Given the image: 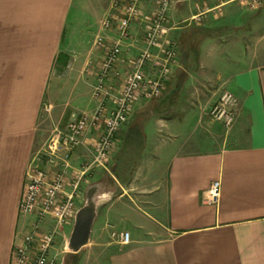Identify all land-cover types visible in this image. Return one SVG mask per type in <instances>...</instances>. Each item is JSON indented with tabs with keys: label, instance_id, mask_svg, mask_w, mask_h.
I'll return each instance as SVG.
<instances>
[{
	"label": "crops",
	"instance_id": "0c3cea01",
	"mask_svg": "<svg viewBox=\"0 0 264 264\" xmlns=\"http://www.w3.org/2000/svg\"><path fill=\"white\" fill-rule=\"evenodd\" d=\"M156 1L143 0L141 9L151 12ZM175 1L179 8L198 7L191 15L197 27L175 26L168 16V37L178 48L173 75L160 98L135 102L116 134L113 167L123 142L130 148L143 140L140 126L154 116L155 132H144L149 161L141 156L132 162L123 186L109 172L110 164L107 169L89 166L76 206L96 184L95 216L84 250H99L101 258L83 263L264 264V53L252 48L224 72L210 74L206 68L218 53L207 50L221 38H232L230 43L246 38L252 47L247 38L255 37L233 30L234 23L247 17L255 26L264 25V8L249 10V0ZM111 10V0H0V264H10L14 244L30 229L32 216L18 210L20 194L46 121L58 120L69 109L66 102L58 103L65 78L71 91L87 96L84 103L80 99L83 108L77 114L69 109V120L94 107L95 67L115 36L114 28H102ZM224 31L230 33L220 34ZM130 33L132 40L123 44L127 61L141 46L142 22H132ZM98 35L106 39L101 47L95 46ZM174 88L183 93L177 102L183 113L162 121V97ZM224 90L238 99L230 128L208 115ZM161 126L170 139L158 132ZM91 159L87 144L71 153L75 167ZM214 180L221 182L220 196L208 203L204 199ZM122 220L130 228H116ZM71 227L64 230L69 233ZM124 231L127 243L120 239Z\"/></svg>",
	"mask_w": 264,
	"mask_h": 264
},
{
	"label": "built area",
	"instance_id": "2783aa9c",
	"mask_svg": "<svg viewBox=\"0 0 264 264\" xmlns=\"http://www.w3.org/2000/svg\"><path fill=\"white\" fill-rule=\"evenodd\" d=\"M142 1L111 0L112 10L103 19L102 28L106 31L114 28L115 36L95 67L91 90L93 109L54 131L32 156L18 204L20 214L32 216V221L30 229L14 244L10 264L62 263L55 250L56 239L74 222L76 198L89 166L107 169L116 150V134L128 121L134 103L138 99H158L163 95L178 58L177 43L168 37L171 29L167 14L169 0H157L149 13L141 9ZM248 3L254 9L264 5V0ZM134 21L142 22L141 46L127 61L123 44L132 40L130 28ZM105 40L98 35L95 46H103ZM124 63H128L127 68L120 70ZM237 106L234 93L224 90L212 103L208 114L230 128ZM84 144L91 149V162L75 167L71 153ZM220 192V180L212 181L204 201L216 202ZM120 239L127 243L129 233L121 232Z\"/></svg>",
	"mask_w": 264,
	"mask_h": 264
},
{
	"label": "rangeland",
	"instance_id": "374dc122",
	"mask_svg": "<svg viewBox=\"0 0 264 264\" xmlns=\"http://www.w3.org/2000/svg\"><path fill=\"white\" fill-rule=\"evenodd\" d=\"M235 4V3H233ZM249 10L253 9L250 6H246ZM260 8H264V5L260 6L259 8L256 9H260ZM255 9V8H254ZM198 11V7L195 6V4L193 3V7H189L186 6L185 8H179L176 6V1L175 0H169V6L167 8V14L169 16L170 19H172L173 23L175 26H188V28H190V30L194 27H197V23L196 21L198 20H191V15L196 13ZM74 12V9H72V13ZM246 14V13H244ZM260 21V20H259ZM259 24V22H258ZM256 24V26L258 25ZM252 25V26H251ZM254 21H250L249 18L245 17L244 19H240L237 20L234 23V26H236L233 30L236 29V31L239 32H245V31H250L252 34V37L255 38H247V41L250 42V45L252 46L250 48V46H248V44L245 42L244 40H246V38H236V42L234 43H230L232 38H221V42L220 44H215L211 45L207 52H211L210 50L214 51V52H218L216 54V57H214L210 63L208 65H206V68L209 69L210 74H215L216 70H220L222 72H224V70H228L230 68V65H232V61H236L238 59H240L242 56H245L247 52L249 51H253L252 48L257 49L258 51H262L261 53H264V25L263 22H261L257 27L255 26ZM200 27V26H199ZM228 28H226L227 30ZM224 33V34H223ZM230 32L224 31L220 34L226 35ZM263 34V36H261ZM259 37V38H257ZM205 40V39H204ZM70 84L68 82V80L65 78V80L62 82L61 87H62V91L60 93V96L58 97V103L62 102L63 104L66 102L69 107V109L73 110V113L75 112V114H77V112H79L80 110H82L83 106H81V104L79 103L80 99L81 101L84 103L87 99V96H82L84 94L83 90H78L77 92L80 94H77V92L75 91H71L70 90ZM181 92H177V96L175 98V101L172 102L170 99H174L173 98H169V99H162L161 102L163 103V105H165V108L162 111H165V113H162L158 116H160L163 120H166V118L168 117H179L183 112L181 109V105L178 106L177 102L179 101V99H181V97L183 98V93ZM173 95V94H172ZM166 96H168V93H166ZM135 105V103H134ZM169 109L173 108L170 112H167ZM68 108H66V110H64L63 115L58 119V120H50L49 122L46 121V125H45V134L42 138L43 142L48 138V136H50L54 131H56L57 129H63V127L66 125V123L68 122V120L71 118V114L72 111H69ZM48 106L45 108V113H47L46 111H48ZM160 111V112H162ZM50 112V111H49ZM48 115V114H47ZM209 115V114H208ZM211 118V117H210ZM152 120V121H151ZM154 120V116L149 117L146 119L147 123L144 125L140 126V132L142 133L143 136V140H142V146L141 149L139 151V154L137 155L136 161L139 162L140 157L142 156L144 162L146 163L148 160V158H150L151 156V149L149 147V144L145 143V129L147 128V133H149V130L152 129L153 127V121ZM187 127L186 125L183 126V128ZM153 132H155L156 130V126L154 125L153 128ZM159 133H161V135H163L162 137L165 138L168 135V139H170V135H169V130H165L164 127H160V129L158 130ZM157 132V133H158ZM155 133H152L150 136H152ZM43 142L41 143V145L43 144ZM114 162V161H113ZM113 166H109V172L113 173L114 176H116L114 174V170H112ZM122 176H124L126 179L124 181L120 180L119 178V183L123 186L125 183V181L128 179L127 175H124L121 173ZM113 176V177H114ZM127 176V177H126ZM117 177V176H116ZM116 193V192H115ZM77 200V199H76ZM125 225H127V227L130 228V226L128 225V223L125 220H122L119 222V224L117 225L116 223V228L122 229L123 227H125ZM64 230V229H63ZM70 233V231H69ZM69 233H68V228L66 230H64L63 233H61L57 239H56V245H55V250L60 254V259H61V264H78L79 260H82L81 264H86L83 263L84 260H86L87 258L90 260L92 259H96L99 260L101 258L100 256V251L99 250H92L91 247H88L89 249H87V251L84 250L85 245L80 249L79 252H72L67 248V241H68V237H69ZM90 260V261H91ZM88 264V263H87Z\"/></svg>",
	"mask_w": 264,
	"mask_h": 264
},
{
	"label": "water",
	"instance_id": "95a60500",
	"mask_svg": "<svg viewBox=\"0 0 264 264\" xmlns=\"http://www.w3.org/2000/svg\"><path fill=\"white\" fill-rule=\"evenodd\" d=\"M96 189V184L88 186L85 191V202L76 211L67 241V248L74 253L78 252L88 242L95 216L94 195Z\"/></svg>",
	"mask_w": 264,
	"mask_h": 264
},
{
	"label": "trees",
	"instance_id": "16d2710c",
	"mask_svg": "<svg viewBox=\"0 0 264 264\" xmlns=\"http://www.w3.org/2000/svg\"><path fill=\"white\" fill-rule=\"evenodd\" d=\"M176 96L177 90L174 88L169 92L168 96L164 95L162 99H169L170 97L173 98ZM123 143L124 144H122L120 152L115 156L113 167L114 174L122 181H124L126 178L122 176L121 173L128 176L129 172L132 169L131 165L136 161L137 155L139 154V151L141 149L142 140L135 141L134 145L130 148L127 147V143L125 141Z\"/></svg>",
	"mask_w": 264,
	"mask_h": 264
}]
</instances>
